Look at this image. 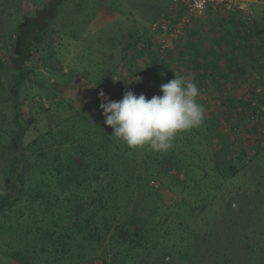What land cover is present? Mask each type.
I'll return each instance as SVG.
<instances>
[{
  "label": "trees",
  "instance_id": "1",
  "mask_svg": "<svg viewBox=\"0 0 264 264\" xmlns=\"http://www.w3.org/2000/svg\"><path fill=\"white\" fill-rule=\"evenodd\" d=\"M67 1L44 0L41 5L26 9L29 0H23L21 19L0 34V44L8 43L11 51L7 62L0 57V89H3L0 103L4 100L12 104L15 127L7 132V143H4L13 155L7 166L0 169V219L6 217V210L26 200L17 212L18 219H24L25 229L0 223V241L7 243L11 238V243L12 240L15 242L17 235L25 230L23 237L28 238L30 244L27 252H19L23 259L13 264H35L31 259L35 258L33 254L41 240H45L41 245L42 252L54 248L51 249L54 263L70 260L93 264L94 261L96 264H197L199 259L198 264H264V246L245 245L248 236L243 235L240 239L246 249L244 253L240 248L234 249L238 242L233 232H237L238 223L232 219V210H226L228 221L226 219L218 226L213 223L217 217L212 213L223 202L219 184L209 185L203 178L193 179L188 172L182 180L169 173V170H180L174 152L191 151L184 145L196 138L202 129L178 134L173 141L177 148L155 153L147 148L129 149L112 136L113 129L105 124L100 104L106 101L95 94L102 91L109 101L122 100L126 91L139 94L143 87L126 77V61L132 49L148 48L146 38L151 33V25L170 7V4L164 6L162 0H92L94 4L87 0L90 10L85 1L80 0L77 16H92L87 25L88 30L93 31L89 48L93 66L80 71L83 77L79 81L84 87L92 88L94 98L88 107H83L71 95L55 91L49 103L56 109L60 103H66L68 114L56 127L25 145L27 132L36 124V119L27 112L24 117L19 102L20 90L28 80L32 72L30 64L39 52L46 50L47 62L57 59L50 45L49 48L42 46L56 28ZM140 10V17L150 20L138 27L134 25L138 22L135 14H140ZM77 16L69 19L71 24L62 30V36L69 34L75 40L83 35L79 31L83 21ZM260 47L264 53V46ZM236 65L243 68L239 63ZM48 66L63 73L51 63ZM6 76L11 78L7 90L2 82ZM260 83L264 90V80ZM204 126L208 132L215 133V127L207 119ZM2 136L0 126V142ZM227 138L221 135L216 140L221 143L219 148L212 145V165L219 173L218 180L225 184L235 178L243 185L254 186L256 198L260 193L263 198L254 208L258 214H263L260 216L264 222V186H259V176L252 170L256 162L264 168V162H261L264 161V138L257 141L258 147L252 152L243 145L246 139H242L237 156L234 145L229 144ZM215 150H223L224 154ZM193 151L197 152L194 148ZM202 165L190 166L202 170ZM170 183L180 184L184 197L191 202L186 198L178 200ZM23 209L28 210V216L23 215ZM36 211L42 217L39 222L33 221ZM7 219L12 220L11 217ZM228 223L229 226L223 229ZM250 234L258 239L264 233L251 231ZM225 235L229 245L222 248L219 244L223 243L221 238ZM21 243L22 240L17 242V246ZM8 245L4 244L5 247ZM3 254L9 253L3 250ZM44 264L50 263L44 261Z\"/></svg>",
  "mask_w": 264,
  "mask_h": 264
},
{
  "label": "rangeland",
  "instance_id": "2",
  "mask_svg": "<svg viewBox=\"0 0 264 264\" xmlns=\"http://www.w3.org/2000/svg\"><path fill=\"white\" fill-rule=\"evenodd\" d=\"M22 1L23 0H0L1 35L11 29L15 23L21 19L23 14V8L21 6L23 3ZM43 1L44 0H29V5L26 6V9L31 8L32 6L36 7L41 5ZM84 1L87 8H89L88 1ZM79 2L80 0L67 1L65 6L62 8L56 28L49 33L50 35L48 34L49 36L42 46V48H47V46L49 48V45L52 47L50 50H54L55 58L57 59H53L56 61L53 60L54 62H47L46 50L42 53L39 52L30 64L32 72L29 74L28 80L21 87L19 102L21 109L23 110L22 112L24 117L27 112L36 119V124H34L27 132L28 134L25 139V145L33 141L36 137L46 133L50 128L56 127L61 119L68 114V111L65 112L66 103H60L57 109L53 108L54 106L52 107L49 103V101L51 102V99L53 98L51 95L54 94L55 91L58 93L62 92L63 94H67L69 96L71 95L75 101L83 107H88L89 102L94 98V95L91 93L92 88L84 87L79 81V79L83 77L80 71L84 69L87 70L93 66L90 62V60H93V54L89 49L90 42L93 40V31H89L87 25L88 21L92 20V16L86 14H80L77 16V7ZM123 2L126 1L123 0ZM17 3H20V5ZM89 3L94 4L92 3V0H89ZM162 3L164 6L169 4L171 6V0H162ZM255 3L257 2L250 0V5L253 9L251 19L244 14L235 13V16H239L244 24L243 34L241 33V37L235 41V51L238 50V52H242L241 54L245 55V60L248 65L251 66L250 62H253V68H248L246 74L247 77L245 79L238 75V72H235V76L230 75L231 77L229 78H234L235 83L231 81L229 86H219L215 88L209 85L200 86V95L203 94V96L201 95L203 98L199 97V102L204 105L206 109L205 120L207 119V121L215 127V133L208 132L204 126V120L202 125L197 127L198 129H202L200 134H198L196 138L188 140V142L184 145L186 148H190L192 150L184 154H176L174 152V154L177 155L175 157V161L179 163L178 168L181 171L179 170V172L174 169L171 171L169 170L171 175H177L180 180L184 179L188 172L190 177L193 179L203 178L204 182L209 185L215 183L219 184V187L222 190L219 195L222 197L223 202H220L222 203V206L216 208L212 213V215L214 214L217 217L213 220V223L215 226H218L219 223H224L226 219L228 221L226 210H232V219L238 223L237 232H233V234L236 233L238 242L237 247L234 245V249L240 248L241 251L245 248L240 241L243 235L245 237L248 236V240L245 242V245L249 243L253 245L254 243L256 245L262 244L260 246H264V234L263 236H259V238L263 237L262 241H260L259 238H253L250 234L251 231L264 233V228L263 231H261V228L264 226V222H262L263 218L260 216L263 214H258V211L254 208L258 202L263 200L262 194L260 193L258 196L259 198L257 199L256 191L254 192V186L243 185L242 181H236L235 178L228 180L225 184L224 182L218 180L219 173L212 165L214 161L212 160L213 157L211 153L214 150L212 145H215L216 148L221 146V143L216 141L221 135H226L228 137L226 141L229 144L234 145L236 156L238 152H240L239 149L242 146V139H246V143H243V145L248 148L249 152H252L258 147L257 141H262L264 138V90L262 84L260 83L262 79L264 80V54L261 52L260 54H257L259 46H264V4H262L264 3V0H259L258 4ZM90 9L91 8H89V10ZM169 11L170 7L159 20H164ZM207 12L200 17L205 16ZM140 15L142 16L141 10L140 14H135V19H137L138 22L134 25H137L138 27L141 24H147L149 22L148 20H150L148 17L141 18ZM72 16H77L81 21H83L79 30L80 32H83V35L75 40L70 37L69 34L62 36V30L67 27L66 25L71 24L69 19H71ZM146 41L148 43V48L132 49L129 52V56L126 61V77L130 80L133 79V81H136V76L139 75L141 77L140 80L138 79V87L142 86L143 88L137 96L144 94L148 99H151L153 96L162 95L160 86L174 79L175 75L187 78L192 76L191 73H203V69L200 66H197L195 62H187V65H185L184 58L181 60L175 59V48L179 43H181V41L174 49L168 51L165 55H162L157 50L159 34L151 32L149 37L146 38ZM2 46L3 50L0 51V57H2L3 61L7 62L9 57H11L10 46L8 43L0 44V47ZM106 50L103 53H105ZM237 55L239 54L237 53ZM186 57L187 61L188 54ZM49 63L58 67V69H62L63 73L54 71L53 68L50 69L48 66ZM190 71L191 73H189ZM70 75L75 76V78H68ZM10 79L11 78L8 76L2 78V82L6 90L9 89ZM225 91L226 94L224 96L223 93H225ZM234 92L235 96L233 97H235V101L232 102L233 100L230 95ZM1 93H3V89H0V94ZM99 94L100 92H97L95 95ZM0 98H3V96L1 95ZM13 117L14 109L12 104L5 103L4 100H2V103H0V126H2L3 136L1 138L2 141L0 142V169L2 168L1 166H7V162L11 160L10 158L13 155V152L8 150L4 145V143H7V132L10 129H15L13 126ZM210 134H212V136ZM213 137L215 139L214 142ZM262 145H264V142ZM174 146L177 148V145H173V147ZM193 148L196 149L197 152H194ZM215 152L221 155L224 154L223 150H215ZM221 160L224 162L223 159ZM261 162L263 163L264 161ZM195 163L204 164L202 165L204 167H201L202 170H198L195 169L194 166H190ZM260 164V162H256L255 168L252 170L255 171L256 176H259V182L261 183L259 186H264V168ZM165 167L168 169L167 165ZM252 170L245 171L251 173ZM243 178L244 177H241L240 179L244 180ZM170 184V186L175 188L178 200L181 201L183 198H186L182 193L183 189L180 184L177 186L174 183ZM1 185L2 184L0 182V189L2 187ZM248 196H250V198ZM186 199L191 202L189 198ZM25 204L26 200L6 210V217H2L0 219V223H6L7 225L9 224V226L13 224L15 228L19 226L20 228L23 227L25 229L24 219H22L23 217L18 219L19 214L17 213ZM239 208L241 209L239 210L241 213H238L239 211H235V209L237 210ZM23 211L25 212L23 215L28 216V210L23 209ZM36 214L33 213V217H35L33 221L39 222L42 219L41 214L37 213V211ZM8 217H11V222L7 219ZM228 226L229 223L225 224L223 229ZM55 232L58 233V231ZM24 233L25 230L21 232L20 235H17L15 242L12 240L11 243V238L7 240V243H2L0 241V264H13L14 261L20 262L21 259H23L20 258L22 256H19V254L25 251L27 252L30 249V244H28L29 239L23 237L25 236ZM221 239H223V243H220L219 245L222 248L229 245L227 235ZM20 240H22V243L20 247H18L17 242H20ZM43 242H45V240H41L39 247L33 254L37 259H31V261L33 260L35 264H44V261H48L50 264H93L90 261L77 262L70 260L61 263H54V257L52 255L53 250H51L54 248H48V252H42L41 245ZM4 244L9 245L8 247H5ZM3 250H7L9 254H3ZM245 250L242 253H244ZM233 254H235V252ZM98 255H100V253H98ZM26 260L27 259H25V261ZM198 261L199 259H197V264ZM94 263L96 264L97 261H94Z\"/></svg>",
  "mask_w": 264,
  "mask_h": 264
},
{
  "label": "clouds",
  "instance_id": "3",
  "mask_svg": "<svg viewBox=\"0 0 264 264\" xmlns=\"http://www.w3.org/2000/svg\"><path fill=\"white\" fill-rule=\"evenodd\" d=\"M162 95L148 99L126 91L120 101H109L100 92V108L105 124L113 129L112 136L129 149L147 148L155 153H166L180 133L202 125L206 109L199 102L196 83L177 76L160 86Z\"/></svg>",
  "mask_w": 264,
  "mask_h": 264
},
{
  "label": "crops",
  "instance_id": "4",
  "mask_svg": "<svg viewBox=\"0 0 264 264\" xmlns=\"http://www.w3.org/2000/svg\"><path fill=\"white\" fill-rule=\"evenodd\" d=\"M253 2L258 4L259 0H253ZM243 29L244 24L239 16L222 9L210 8L205 16L197 18L174 52L175 59L184 58L185 65L187 62L193 61L203 69V73L193 74L190 71L192 76L187 79L196 83L198 89L202 85L214 88L229 86L231 81H235L234 78H229L230 75L235 76V70H238V75L245 79L248 68H253V62H250L251 67L246 63L245 55L238 50L235 51V41L241 37ZM260 46L257 49V54L262 53ZM187 54L188 60L186 61ZM236 63H239L243 68L239 69ZM219 70H223L222 73L218 72ZM223 94L225 96L226 91ZM201 95L203 96V94ZM201 95L199 97H202ZM230 96L235 101V97H233L235 92Z\"/></svg>",
  "mask_w": 264,
  "mask_h": 264
},
{
  "label": "built area",
  "instance_id": "5",
  "mask_svg": "<svg viewBox=\"0 0 264 264\" xmlns=\"http://www.w3.org/2000/svg\"><path fill=\"white\" fill-rule=\"evenodd\" d=\"M250 0H172L170 11L163 20L151 25V32L159 34L157 50L165 55L185 37L195 20L208 9H222L229 13L244 14L251 19L253 9ZM141 77L136 76L138 82Z\"/></svg>",
  "mask_w": 264,
  "mask_h": 264
},
{
  "label": "bare ground",
  "instance_id": "6",
  "mask_svg": "<svg viewBox=\"0 0 264 264\" xmlns=\"http://www.w3.org/2000/svg\"><path fill=\"white\" fill-rule=\"evenodd\" d=\"M159 20V19H158Z\"/></svg>",
  "mask_w": 264,
  "mask_h": 264
}]
</instances>
